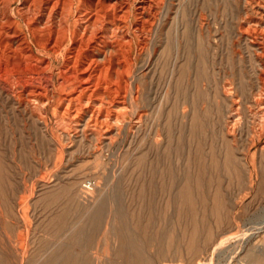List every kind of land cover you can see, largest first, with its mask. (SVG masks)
<instances>
[{
    "label": "rangeland",
    "instance_id": "374dc122",
    "mask_svg": "<svg viewBox=\"0 0 264 264\" xmlns=\"http://www.w3.org/2000/svg\"><path fill=\"white\" fill-rule=\"evenodd\" d=\"M172 1L111 139L0 91V264H244L264 253V93L239 34L242 0Z\"/></svg>",
    "mask_w": 264,
    "mask_h": 264
},
{
    "label": "bare ground",
    "instance_id": "6f19581e",
    "mask_svg": "<svg viewBox=\"0 0 264 264\" xmlns=\"http://www.w3.org/2000/svg\"><path fill=\"white\" fill-rule=\"evenodd\" d=\"M172 2L0 0V91L38 114L51 105L56 125L76 134L111 139L128 108L137 60ZM242 10L239 34L253 52L264 93V0H242ZM129 99L136 103L132 91ZM259 114L264 131V110ZM263 256L251 250L241 260L262 264Z\"/></svg>",
    "mask_w": 264,
    "mask_h": 264
}]
</instances>
